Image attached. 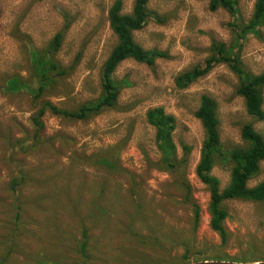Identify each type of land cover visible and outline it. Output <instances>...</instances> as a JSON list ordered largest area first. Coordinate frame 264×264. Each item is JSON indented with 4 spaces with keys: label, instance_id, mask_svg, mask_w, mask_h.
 I'll use <instances>...</instances> for the list:
<instances>
[{
    "label": "rangeland",
    "instance_id": "rangeland-1",
    "mask_svg": "<svg viewBox=\"0 0 264 264\" xmlns=\"http://www.w3.org/2000/svg\"><path fill=\"white\" fill-rule=\"evenodd\" d=\"M113 1L0 0V264H159L158 258L183 253L181 246L172 249L178 236L190 242L189 262L212 255L264 260V200L222 201L229 232L225 244L210 228L209 192L195 175L203 129L194 112L202 94L216 100L220 139L227 149L242 144L245 122L264 137V118L247 114L235 92L238 77L225 64L184 88L175 83L178 74L203 65L214 40L237 50L250 73L264 70V26L239 34L251 19L255 0H235L234 14L209 10L207 0H149L153 16L133 37L143 48L168 57L151 65L123 60L112 73L119 87L114 107L85 120L46 111L43 127L35 129L31 116L42 102L73 110L100 95V69L116 44L107 20ZM121 1L122 12L130 13L134 0ZM58 32L62 38L55 59L60 67L76 65L36 98L31 53L46 49ZM262 97L264 110V87ZM155 106L175 117L173 141L179 155L182 144L190 146L185 172L190 203L169 172L146 168L145 153L153 160L159 156L154 128L145 118ZM127 134L118 159L127 172L107 171L91 161L102 147ZM212 173L223 189L229 165L218 162ZM12 178L20 181L15 191ZM263 180L264 160L248 185ZM192 204L199 207L195 229Z\"/></svg>",
    "mask_w": 264,
    "mask_h": 264
},
{
    "label": "trees",
    "instance_id": "trees-1",
    "mask_svg": "<svg viewBox=\"0 0 264 264\" xmlns=\"http://www.w3.org/2000/svg\"><path fill=\"white\" fill-rule=\"evenodd\" d=\"M148 1L134 0L130 13L122 12L123 5L121 0L112 2L107 12V20L109 28L116 37V44L109 52L100 69V95L96 99L82 103L73 110L60 108L49 101L42 102L41 106L31 116L36 130H40L43 127L41 117L46 111L66 118L85 120L102 110L114 107L117 102L119 87L113 80L112 73L123 60L133 59L137 62L151 65L157 58L168 57L167 53L163 51L143 48L133 37V32L141 29L145 25L147 18L153 16L147 10ZM207 1L208 8L211 11L224 8L232 14L237 13L235 0ZM257 26H264V0H255L251 19L239 34L241 35L246 30H254ZM61 38L62 32H58L49 42L46 49H34L31 53V73L33 79L35 78L37 82L34 94L36 98L41 95V91L49 89L57 78L66 76L76 65V62H73L67 68L60 67L59 62L55 59V53L59 48ZM209 51L203 65L193 66L176 76V85L179 88H184L199 77L207 74L215 65L225 64L238 77V85L235 88V92L243 98L247 114L255 120L263 119L262 89L264 87V70L257 74L247 71L242 65L238 51L232 47H226L222 42L214 40L210 45ZM194 116L200 120L203 129V140L199 150V159L195 167V175L208 189L209 225L219 235L221 245H223L229 238V232L223 223L227 217V211L222 207V201L230 199L244 201L264 200V180L254 186L248 185L249 179L258 171L260 162L264 160V137L254 129L252 122H245L240 128L242 144L228 149L224 148L219 134L217 103L209 94L200 96ZM145 118L147 123L154 128L155 145L159 154L155 160L146 153L144 154L146 168L169 172L172 175V184L176 187L184 188L185 194L182 196L190 203L192 199L190 195L191 188L185 178L190 146L182 144V155L177 152L176 144L173 141L175 117L166 113L162 106H155L146 111ZM129 137L130 134H127L117 143L102 147L95 153L91 161L95 165L104 166L107 171L119 169L118 171L127 172L119 164L118 159L121 148ZM221 161H225L230 167L229 182L223 189H220L219 178L212 173L213 167ZM19 183V180L12 178L10 181L11 189L15 191L17 187H20ZM132 192L134 195L133 202L136 203L137 195L133 190ZM192 205V222L195 229L199 223V207L197 204ZM159 225L157 224L156 228ZM82 234L83 242L81 243V248L84 249L87 241L85 229ZM172 242L174 244L172 249L181 246L184 249L183 253L179 257L158 258L156 262L168 264L178 260L179 264H188L190 260L189 240L178 236ZM250 256H244L245 259H241L242 257L237 259H239L238 261L255 260ZM213 257L221 259L219 258L220 256L215 255L202 256L199 259H211ZM246 258L252 260H247ZM233 259L236 261V258H228L227 260Z\"/></svg>",
    "mask_w": 264,
    "mask_h": 264
},
{
    "label": "water",
    "instance_id": "water-1",
    "mask_svg": "<svg viewBox=\"0 0 264 264\" xmlns=\"http://www.w3.org/2000/svg\"><path fill=\"white\" fill-rule=\"evenodd\" d=\"M188 264H264V260L253 262H238L233 260L223 259H207V260H191Z\"/></svg>",
    "mask_w": 264,
    "mask_h": 264
}]
</instances>
